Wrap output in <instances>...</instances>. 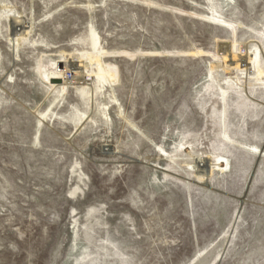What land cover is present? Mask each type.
<instances>
[{"label": "rangeland", "instance_id": "374dc122", "mask_svg": "<svg viewBox=\"0 0 264 264\" xmlns=\"http://www.w3.org/2000/svg\"><path fill=\"white\" fill-rule=\"evenodd\" d=\"M219 243L264 264V0H0V264Z\"/></svg>", "mask_w": 264, "mask_h": 264}, {"label": "bare ground", "instance_id": "6f19581e", "mask_svg": "<svg viewBox=\"0 0 264 264\" xmlns=\"http://www.w3.org/2000/svg\"><path fill=\"white\" fill-rule=\"evenodd\" d=\"M20 25H19V23L18 22H13V29H14V31L16 32V30H17V27H19ZM21 30V29H20ZM22 34V33H21ZM92 47L96 50L97 49V43H98V39H97V36L95 35V34H92ZM214 74V73H213ZM215 75H216V73H215ZM212 79H215V78H213L212 77ZM219 83V82H218ZM219 86V90L222 92V94L223 93H225V86L224 85H222V84H219L218 85ZM200 136V135H199ZM196 137V136H195ZM202 137H204V136H202ZM192 138V137H191ZM193 139V138H192ZM193 143H194V141H186L185 140V142L181 145V147H180V153L178 154V153H176L175 155H165V157L167 156V158L171 161L170 163H173V164H176L177 162L179 163V161L181 160V162H183V163H185V161H186V163L188 162V161H190V163L193 161V157L191 158V155L192 154H195V155H199V154H201V155H199V158H197V159H200L199 160V164H198V166H200L201 165V163H206V161H208L209 160V157H208V154L206 155V153L205 152H201V151H198V149H195L194 147H193ZM198 146V145H197ZM173 148V147H172ZM175 148V147H174ZM197 148V147H196ZM178 150V149H177ZM190 151V152H188V153H186V151ZM164 151V150H163ZM173 151V153L176 151H174V150H172ZM182 151H184L185 152V154L182 152ZM170 152V151H169ZM207 152H208V150H207ZM159 153V152H158ZM165 154V153H164ZM170 154V153H169ZM171 154H172V152H171ZM191 154V155H190ZM196 157V156H195ZM194 157V158H195ZM185 159H187V160H185ZM215 159H216V166H217V168H223V165H224V159H222L221 157H218V156H216L215 157ZM168 160V161H169ZM226 160V159H225ZM215 161V160H214ZM178 163H177V165H178ZM185 163V164H186ZM172 165V164H171ZM184 165V164H183ZM191 165V164H190ZM175 167H176V165H175ZM194 167V166H193ZM177 168V167H176ZM176 168H175V170H176ZM182 168V167H181ZM191 168V167H190ZM201 168V167H200ZM226 168V167H225ZM183 169V168H182ZM188 169V168H187ZM218 169V170H219ZM169 170H171V169H169ZM178 170H180V169H178ZM184 170V169H183ZM217 170V169H216ZM177 171V170H176ZM224 171V170H223ZM173 172V171H172ZM199 173H202V170L200 169L199 171H198ZM204 172V171H203ZM175 173V172H174ZM180 173V172H179ZM179 173H177V174H179ZM183 173V172H182ZM205 173V172H204ZM203 174V173H202ZM184 175V174H183ZM192 176V175H191ZM188 177V176H187ZM190 177V176H189ZM195 177H196V175H195ZM200 177H202V175L200 176ZM198 180V179H197ZM216 243V242H215ZM221 249H222V245H221V243H219V244H217V245H212V246H210V247H208V248H206L205 250H203L202 252H200V253H198L193 259H192V261L189 263V264H214L215 262H216V260L217 259H219V257H220V254H221Z\"/></svg>", "mask_w": 264, "mask_h": 264}]
</instances>
